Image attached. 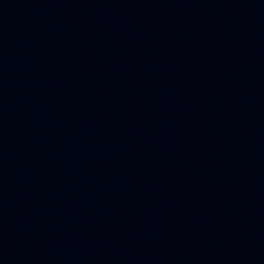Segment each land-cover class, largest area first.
Masks as SVG:
<instances>
[{
    "label": "water",
    "instance_id": "95a60500",
    "mask_svg": "<svg viewBox=\"0 0 264 264\" xmlns=\"http://www.w3.org/2000/svg\"><path fill=\"white\" fill-rule=\"evenodd\" d=\"M0 264H264V0H0Z\"/></svg>",
    "mask_w": 264,
    "mask_h": 264
}]
</instances>
